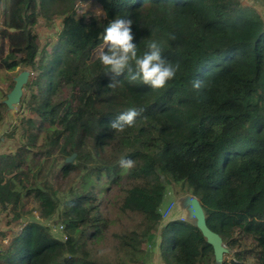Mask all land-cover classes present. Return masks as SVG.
Returning <instances> with one entry per match:
<instances>
[{
	"label": "trees",
	"instance_id": "obj_1",
	"mask_svg": "<svg viewBox=\"0 0 264 264\" xmlns=\"http://www.w3.org/2000/svg\"><path fill=\"white\" fill-rule=\"evenodd\" d=\"M75 1L0 0V70L30 73L17 145L0 154V264H128L93 254L120 215L133 227L109 235L132 261L146 243L165 264H264V15L242 0H94L102 16ZM117 16L133 20L138 56L156 41L179 64L163 88L130 81L127 70L109 87L98 52ZM55 18L54 40L41 43L37 25ZM4 98L0 90V123ZM130 108L140 111L135 124L112 130ZM122 156L134 167L122 169ZM70 175L62 192L58 180ZM165 181L199 201L223 259L195 223L163 221ZM34 210L39 220L57 212L62 237Z\"/></svg>",
	"mask_w": 264,
	"mask_h": 264
},
{
	"label": "rangeland",
	"instance_id": "obj_2",
	"mask_svg": "<svg viewBox=\"0 0 264 264\" xmlns=\"http://www.w3.org/2000/svg\"><path fill=\"white\" fill-rule=\"evenodd\" d=\"M77 4L75 6V10H87L96 14V9H101L99 4L94 0H76ZM245 4H249L256 8L255 10L261 15H264V2L261 0H242ZM64 3H59L57 6H54V9H60L64 7ZM260 11V12H259ZM60 21L59 19H51L45 20L43 19L36 27L40 42L45 43L50 40L53 41L56 32L59 30ZM46 49H49V45H47ZM99 51V50H97ZM18 69L15 71H2L0 70V90L2 91V96H4L9 91V83L12 80V77L16 75ZM13 81V80H12ZM17 105V104H16ZM16 105L13 110L6 111L5 120L0 123V154L2 153H12L14 148L17 145V137L18 134L16 132H11L12 130H18L17 120L19 116L15 113ZM68 158L67 160H70ZM49 163L46 164L45 170L48 168ZM35 171V170H34ZM32 171V172H34ZM58 184L61 187L62 192H65L73 183L76 181V176L70 175L67 179L58 180ZM193 198L191 193H189L185 188L180 189L177 183H173L170 181H165V194L163 196V202L160 205V213L163 221L170 219H178L180 221H190L195 223V218L192 214V209L190 207V199ZM167 206H171V210L167 215L163 214L164 209ZM25 207L34 208L35 204L31 201L25 202ZM117 212V205L115 204L113 207L108 206L106 211L108 217H113ZM34 218L38 219V212L36 210L33 211ZM118 214V213H117ZM5 213H0V227H2L3 222L5 220ZM44 227L49 231L53 236L61 238V225L58 220V213H54L47 219L39 220ZM133 221L129 217L120 215V218L115 220V223L109 227V233L113 230H118L122 226L133 227ZM119 231V230H118ZM109 233L105 236L106 240L97 245L94 248V256L109 261H115L116 259H123L128 262V264H165L160 258L156 249L151 248L146 243H143L141 246V252L137 254L132 261L127 256L123 255V253L117 248L116 241L109 235ZM6 240V239H5ZM3 240V242H5ZM221 250L216 256L217 260H221L225 257L224 251L225 247L221 243Z\"/></svg>",
	"mask_w": 264,
	"mask_h": 264
},
{
	"label": "clouds",
	"instance_id": "obj_3",
	"mask_svg": "<svg viewBox=\"0 0 264 264\" xmlns=\"http://www.w3.org/2000/svg\"><path fill=\"white\" fill-rule=\"evenodd\" d=\"M95 13L97 16L104 15L101 9H96ZM132 25L131 18L117 16L106 26H103L101 38L105 48L98 52V59L109 70L108 73L113 74L109 87H115L119 83L115 77L127 70L130 81L139 80L152 89L163 88L169 80L175 77L180 66L179 64L174 65L162 57L161 46L156 41L150 42L149 50L142 56H138L137 45L133 42ZM201 86L202 81L199 79L192 82L194 89L198 90ZM139 115L140 111L135 108L121 112L110 124V128L123 132L126 127H132L135 124ZM118 163L125 170L134 167V161L123 156Z\"/></svg>",
	"mask_w": 264,
	"mask_h": 264
},
{
	"label": "water",
	"instance_id": "obj_4",
	"mask_svg": "<svg viewBox=\"0 0 264 264\" xmlns=\"http://www.w3.org/2000/svg\"><path fill=\"white\" fill-rule=\"evenodd\" d=\"M29 74L30 73L28 70L23 69L18 71L16 75L12 77L13 86L5 94V98L2 100V102L6 105V111L13 110L15 105L19 102L23 93V87L28 81ZM190 207L195 218V225L205 236L207 242L212 245L213 252L215 256H217V254L221 250L220 246L222 242L220 237L206 227L204 223L203 209L196 198L193 197L190 199Z\"/></svg>",
	"mask_w": 264,
	"mask_h": 264
},
{
	"label": "built area",
	"instance_id": "obj_5",
	"mask_svg": "<svg viewBox=\"0 0 264 264\" xmlns=\"http://www.w3.org/2000/svg\"><path fill=\"white\" fill-rule=\"evenodd\" d=\"M76 6V5H75ZM75 8V7H74ZM171 210V206H167L165 209H164V212L163 214L167 215L169 213V211Z\"/></svg>",
	"mask_w": 264,
	"mask_h": 264
},
{
	"label": "crops",
	"instance_id": "obj_6",
	"mask_svg": "<svg viewBox=\"0 0 264 264\" xmlns=\"http://www.w3.org/2000/svg\"><path fill=\"white\" fill-rule=\"evenodd\" d=\"M259 1H261V0H259ZM263 2H264V0H262ZM256 9V8H255ZM257 10V9H256ZM258 11V10H257ZM260 12V11H259ZM261 14V13H260ZM263 15V14H262Z\"/></svg>",
	"mask_w": 264,
	"mask_h": 264
}]
</instances>
